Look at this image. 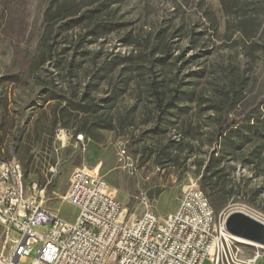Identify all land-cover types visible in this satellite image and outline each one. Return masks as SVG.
<instances>
[{
  "label": "rangeland",
  "instance_id": "1",
  "mask_svg": "<svg viewBox=\"0 0 264 264\" xmlns=\"http://www.w3.org/2000/svg\"><path fill=\"white\" fill-rule=\"evenodd\" d=\"M77 1L0 0V161L19 164L25 193L72 223L78 211L64 196L71 173L86 169L105 182L124 223L147 210L161 218L174 213L183 188L196 184L216 222L241 212L264 224V29L246 41L234 32L239 18L224 15L218 0L203 1L216 31L199 0H125L109 9L123 26L95 31L81 44L79 36L103 15L86 14L55 33L85 13L89 0ZM152 45L157 49L149 53ZM22 56L28 64L17 75ZM49 81L70 98L85 93L100 110L82 114L44 104ZM150 81L162 106L178 91L167 111L157 109ZM240 114L255 117L215 137L218 117ZM77 134L83 145L74 141ZM206 164L211 177L201 189ZM235 245L239 264H264V247ZM10 250L0 226V252Z\"/></svg>",
  "mask_w": 264,
  "mask_h": 264
},
{
  "label": "built area",
  "instance_id": "2",
  "mask_svg": "<svg viewBox=\"0 0 264 264\" xmlns=\"http://www.w3.org/2000/svg\"><path fill=\"white\" fill-rule=\"evenodd\" d=\"M74 141L83 145V134ZM180 197L172 214L161 218L147 210L124 223L121 205L96 171L75 169L64 196L78 211L70 223L25 193L14 159L0 161V226L5 244H11L7 255L0 252V264H19L32 255L31 264H239L238 241L226 232V216L216 222L196 184L184 187Z\"/></svg>",
  "mask_w": 264,
  "mask_h": 264
},
{
  "label": "trees",
  "instance_id": "3",
  "mask_svg": "<svg viewBox=\"0 0 264 264\" xmlns=\"http://www.w3.org/2000/svg\"><path fill=\"white\" fill-rule=\"evenodd\" d=\"M125 0H97L93 1H85L86 11L83 14H76L70 16L67 23H60V25L55 30V33L58 32V29L67 27L68 29H72L82 22V20L87 16L86 14H99L103 15L100 21H96L92 23L91 26L87 27L83 33L79 36V42L82 44L86 41L89 36H95L97 32L101 31L103 34L112 33L117 28L123 26L122 23L119 22L118 19L115 18L113 14L110 12V7L116 4H120ZM203 1L199 0L197 7L201 10L205 16V18L213 25V30L216 31L217 23L216 20L209 15V12L203 8ZM82 1L78 0L77 4H81ZM220 9L222 13L226 16H231L235 18H239L237 22L234 23V32L242 35L246 41L254 38L260 31L264 29V0H218ZM157 47L152 45L149 47L148 52L154 53ZM19 60L20 68L17 75L21 74L28 64V61L24 56L21 58L17 57ZM22 63V64H21ZM150 92L153 96L155 103L157 104V109L160 111H167L172 103L176 100V96L179 94L178 91H173V95L171 99L165 106H162V95L160 90L157 88V84L154 81H150ZM42 89V102L44 104L49 102H54L58 105H63L61 110L66 112H76L82 114H96L100 107L98 104L94 103L90 97H87L82 94L80 97L76 95H72L70 98L67 95L66 91L59 89L53 82L49 81L43 85ZM106 99L101 98L99 100L100 103H104ZM262 101L256 102L250 109L254 114H257ZM255 116L249 117L246 114H240L236 116L227 117L226 115L220 116L216 119V133L215 137L219 138L222 136H228L230 133L238 131L246 124L250 123ZM159 121L157 120L154 126H158ZM105 126V127H104ZM103 128H107V125H104ZM249 128H255L254 124L248 125ZM86 131V130H85ZM87 137L91 138V133L86 131ZM214 153H212L213 157ZM208 159V163L210 164L213 158ZM203 166V176L202 183H200L201 189H204V181L210 180L211 176H208L207 173L209 171V165ZM206 196V195H205Z\"/></svg>",
  "mask_w": 264,
  "mask_h": 264
},
{
  "label": "water",
  "instance_id": "4",
  "mask_svg": "<svg viewBox=\"0 0 264 264\" xmlns=\"http://www.w3.org/2000/svg\"><path fill=\"white\" fill-rule=\"evenodd\" d=\"M226 232L233 238L264 247V224L241 212H231L226 216Z\"/></svg>",
  "mask_w": 264,
  "mask_h": 264
},
{
  "label": "bare ground",
  "instance_id": "5",
  "mask_svg": "<svg viewBox=\"0 0 264 264\" xmlns=\"http://www.w3.org/2000/svg\"><path fill=\"white\" fill-rule=\"evenodd\" d=\"M236 239V238H235ZM238 242H242V243H248V242H246V241H244V240H241V239H236ZM249 244H251V243H249ZM252 245H255V244H252ZM257 247H261V246H259V245H256Z\"/></svg>",
  "mask_w": 264,
  "mask_h": 264
}]
</instances>
